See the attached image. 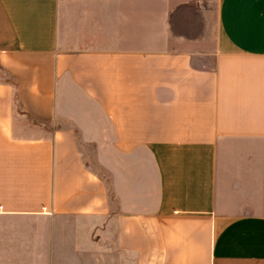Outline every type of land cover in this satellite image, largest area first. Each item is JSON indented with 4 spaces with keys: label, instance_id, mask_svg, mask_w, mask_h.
Masks as SVG:
<instances>
[{
    "label": "crops",
    "instance_id": "1",
    "mask_svg": "<svg viewBox=\"0 0 264 264\" xmlns=\"http://www.w3.org/2000/svg\"><path fill=\"white\" fill-rule=\"evenodd\" d=\"M0 66V219L264 264V0H0Z\"/></svg>",
    "mask_w": 264,
    "mask_h": 264
},
{
    "label": "rangeland",
    "instance_id": "2",
    "mask_svg": "<svg viewBox=\"0 0 264 264\" xmlns=\"http://www.w3.org/2000/svg\"><path fill=\"white\" fill-rule=\"evenodd\" d=\"M113 228L92 218L0 219V264H126Z\"/></svg>",
    "mask_w": 264,
    "mask_h": 264
},
{
    "label": "trees",
    "instance_id": "3",
    "mask_svg": "<svg viewBox=\"0 0 264 264\" xmlns=\"http://www.w3.org/2000/svg\"><path fill=\"white\" fill-rule=\"evenodd\" d=\"M2 74L5 75V78L2 77ZM0 81L1 82H6L9 83L10 85L13 86L14 88V101H15V107L18 110V86L15 83V81H13L8 75L7 73L1 68L0 66Z\"/></svg>",
    "mask_w": 264,
    "mask_h": 264
}]
</instances>
